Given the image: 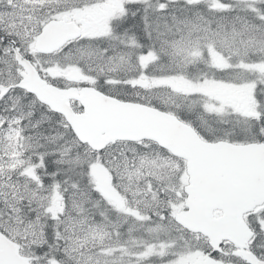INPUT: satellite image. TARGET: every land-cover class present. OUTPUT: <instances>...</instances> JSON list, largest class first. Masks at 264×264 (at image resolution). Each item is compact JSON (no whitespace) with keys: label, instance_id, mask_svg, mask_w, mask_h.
<instances>
[{"label":"snow or ice","instance_id":"snow-or-ice-1","mask_svg":"<svg viewBox=\"0 0 264 264\" xmlns=\"http://www.w3.org/2000/svg\"><path fill=\"white\" fill-rule=\"evenodd\" d=\"M0 264H264V0H0Z\"/></svg>","mask_w":264,"mask_h":264}]
</instances>
